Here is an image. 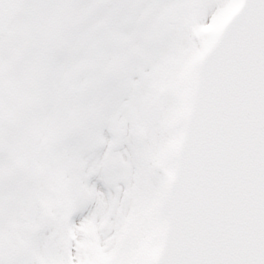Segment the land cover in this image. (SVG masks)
<instances>
[{
    "label": "snow or ice",
    "instance_id": "obj_1",
    "mask_svg": "<svg viewBox=\"0 0 264 264\" xmlns=\"http://www.w3.org/2000/svg\"><path fill=\"white\" fill-rule=\"evenodd\" d=\"M0 264H264V0H0Z\"/></svg>",
    "mask_w": 264,
    "mask_h": 264
}]
</instances>
